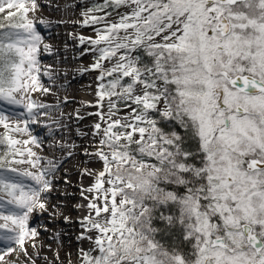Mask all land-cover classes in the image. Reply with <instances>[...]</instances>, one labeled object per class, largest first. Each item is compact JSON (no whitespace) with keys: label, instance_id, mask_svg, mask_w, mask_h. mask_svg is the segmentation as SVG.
I'll return each instance as SVG.
<instances>
[{"label":"snow or ice","instance_id":"6c2138e0","mask_svg":"<svg viewBox=\"0 0 264 264\" xmlns=\"http://www.w3.org/2000/svg\"><path fill=\"white\" fill-rule=\"evenodd\" d=\"M38 7L0 0V105L25 109L23 119L0 110V141L14 149L0 156V261L38 235L29 221L48 211L57 170L14 167L35 168L31 148L14 146L38 137L7 135L46 115L27 95L40 90L38 56L51 47L29 16ZM109 7L127 11L117 22L94 14ZM82 15L104 23L79 39L95 46L96 103L107 101L95 151L84 149L102 169L82 173L94 176L81 189L82 264H264V0H104Z\"/></svg>","mask_w":264,"mask_h":264},{"label":"bare ground","instance_id":"6f19581e","mask_svg":"<svg viewBox=\"0 0 264 264\" xmlns=\"http://www.w3.org/2000/svg\"><path fill=\"white\" fill-rule=\"evenodd\" d=\"M93 1L94 5L90 7L97 6V0H37L39 7L34 14H29L30 18L44 21L38 24L37 30L43 37L44 44L51 46L48 50L42 47L38 56L41 69L37 73L40 90L27 93L35 103L46 106L40 110L46 115L39 117L42 122L31 125L28 132L10 133L21 142L27 140L29 135L38 137L36 143L16 145L21 150L31 148L36 157L40 158L36 164V172L50 170L53 163L57 165V170L50 171L48 175L53 183V190L47 198L48 211L34 214L30 218V227H35L38 235L25 239L26 253L17 247L0 264H82L79 250L87 251L91 247L89 241L77 239L82 231L77 221L88 215L89 211L88 199L81 197V189H87L94 182V176L82 173L85 168L101 170L102 162L85 155L84 149L95 151L98 137L93 135V125L100 122L102 128L105 126L95 113L107 112V101L102 109L96 103L98 80L95 76L99 71L90 67L98 53L91 51L94 45L88 41L81 44L79 39H94L96 30L104 27V23H82V13L90 8L87 4ZM105 11L110 13L105 17L106 20L117 22L118 14L127 9L109 7L94 14L104 16ZM104 65L111 67L107 61ZM82 69L88 70L81 71ZM44 88L48 91H43ZM118 107L121 109L119 116L128 113L123 105ZM1 110L6 113L15 112L20 119L23 117H19V113L25 111L22 105H4ZM70 145L75 147H69ZM69 151L72 152L71 156L68 155ZM25 154L26 157L22 159H27V153ZM31 167L29 163L19 164L22 170H31ZM93 195L94 193L87 191L84 193L89 199ZM76 205L84 207L77 209L74 207ZM64 216L70 217L72 222L65 223Z\"/></svg>","mask_w":264,"mask_h":264},{"label":"rangeland","instance_id":"374dc122","mask_svg":"<svg viewBox=\"0 0 264 264\" xmlns=\"http://www.w3.org/2000/svg\"><path fill=\"white\" fill-rule=\"evenodd\" d=\"M96 5L98 6H103V3H104V0H97L96 2ZM93 6L94 5V1H93V3L92 2H89L88 4H87V6L88 7H90V6ZM99 71V70H98ZM99 75V74H98ZM98 75H96L95 76V78L97 79V77H98ZM2 106H4V105H0V110H1V107ZM23 106V105H22ZM128 111H129V109H127ZM107 113V112H106ZM5 132H6V130L4 129V127L2 126V125H0V136H3L4 134H5ZM7 135H12L10 132H8L7 133ZM98 142V141H97ZM96 142V143H97ZM0 143H1V145H2V149H3V152H1L2 154H1V156H3L4 155V153H11L14 149H13V147H11V146H9V144L7 143V141L6 140H3V141H0ZM15 148L17 147L16 145L14 146ZM26 157V154H25V156L24 157H19V156H17L16 158H20V159H22V158H25ZM9 159H11L12 157H11V155L8 157ZM25 165H28V163H25ZM14 167H18L19 168V164L18 165H13ZM31 171H36V166H35V168H33V167H31ZM31 183H34V181H30ZM0 195H3V193H0ZM29 225H30V221H29Z\"/></svg>","mask_w":264,"mask_h":264},{"label":"trees","instance_id":"16d2710c","mask_svg":"<svg viewBox=\"0 0 264 264\" xmlns=\"http://www.w3.org/2000/svg\"><path fill=\"white\" fill-rule=\"evenodd\" d=\"M1 152H3V149H2V145H1V143H0V156H1Z\"/></svg>","mask_w":264,"mask_h":264}]
</instances>
